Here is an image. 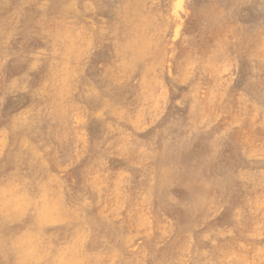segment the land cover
I'll list each match as a JSON object with an SVG mask.
<instances>
[{
    "label": "clouds",
    "instance_id": "obj_1",
    "mask_svg": "<svg viewBox=\"0 0 264 264\" xmlns=\"http://www.w3.org/2000/svg\"><path fill=\"white\" fill-rule=\"evenodd\" d=\"M0 264H264V0H0Z\"/></svg>",
    "mask_w": 264,
    "mask_h": 264
},
{
    "label": "rangeland",
    "instance_id": "obj_2",
    "mask_svg": "<svg viewBox=\"0 0 264 264\" xmlns=\"http://www.w3.org/2000/svg\"><path fill=\"white\" fill-rule=\"evenodd\" d=\"M167 225V226H166ZM173 224H172V222L169 220L168 222H161V224L159 225V227H160V229H161V232L162 233H167V232H169L171 229H172V227L174 226H172ZM162 227V228H161Z\"/></svg>",
    "mask_w": 264,
    "mask_h": 264
},
{
    "label": "bare ground",
    "instance_id": "obj_3",
    "mask_svg": "<svg viewBox=\"0 0 264 264\" xmlns=\"http://www.w3.org/2000/svg\"><path fill=\"white\" fill-rule=\"evenodd\" d=\"M167 226V225H166ZM173 226V225H172ZM162 228V227H161Z\"/></svg>",
    "mask_w": 264,
    "mask_h": 264
}]
</instances>
